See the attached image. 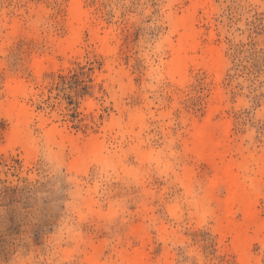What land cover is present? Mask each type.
Wrapping results in <instances>:
<instances>
[{
  "label": "rangeland",
  "instance_id": "1",
  "mask_svg": "<svg viewBox=\"0 0 264 264\" xmlns=\"http://www.w3.org/2000/svg\"><path fill=\"white\" fill-rule=\"evenodd\" d=\"M0 264H264V0H0Z\"/></svg>",
  "mask_w": 264,
  "mask_h": 264
},
{
  "label": "bare ground",
  "instance_id": "2",
  "mask_svg": "<svg viewBox=\"0 0 264 264\" xmlns=\"http://www.w3.org/2000/svg\"><path fill=\"white\" fill-rule=\"evenodd\" d=\"M184 44H185V43H184ZM180 49L182 50V52L184 51V47H181ZM184 63H185L184 55L181 54L180 57H179V63H178V65H177V69L182 68V66H183ZM240 245H241V244H239V246H240ZM240 248H241V246H240Z\"/></svg>",
  "mask_w": 264,
  "mask_h": 264
}]
</instances>
